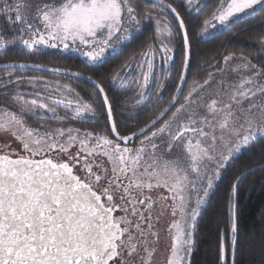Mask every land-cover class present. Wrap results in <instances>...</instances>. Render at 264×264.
<instances>
[{
  "label": "snow or ice",
  "instance_id": "obj_1",
  "mask_svg": "<svg viewBox=\"0 0 264 264\" xmlns=\"http://www.w3.org/2000/svg\"><path fill=\"white\" fill-rule=\"evenodd\" d=\"M144 4L0 0V264H193L221 185L216 264L256 242L240 193L264 174V0ZM50 49L91 74H17Z\"/></svg>",
  "mask_w": 264,
  "mask_h": 264
},
{
  "label": "trees",
  "instance_id": "obj_2",
  "mask_svg": "<svg viewBox=\"0 0 264 264\" xmlns=\"http://www.w3.org/2000/svg\"><path fill=\"white\" fill-rule=\"evenodd\" d=\"M210 6L213 0H209ZM144 6H152L151 2L145 0ZM240 25H234L230 32L236 30ZM255 32V30H250ZM228 34H221L213 41H210L206 48L207 58H211L216 49L227 41ZM251 43L250 32H240L234 37L233 44L229 47H235L237 50L249 52L252 49L248 47ZM14 58V57H10ZM20 62L40 63L47 66L70 69L74 71H84L86 75L91 73L83 68L81 58L73 53L55 52L49 50V54L39 57L24 56L16 58ZM113 67L118 63L115 60L110 61ZM110 72L111 69H108ZM24 73L26 76H43L48 79H60L64 82H72V77L67 75H59L52 72H47L38 69H20L17 74ZM27 82V81H25ZM80 84L84 88H90L91 85L81 80ZM167 95V94H166ZM144 119V117H141ZM91 127L92 125H86ZM251 185V187H250ZM226 214V201L223 197V185L217 190L213 197L206 213L199 220V236L197 237L199 247L193 256V264H216L218 251V235L217 230L223 227L222 217ZM240 224L241 232L251 234L256 237V242L252 245V249H245L241 252V264H261V249L259 245V238L261 233H264V174L256 173L249 176L242 187L240 193Z\"/></svg>",
  "mask_w": 264,
  "mask_h": 264
},
{
  "label": "water",
  "instance_id": "obj_3",
  "mask_svg": "<svg viewBox=\"0 0 264 264\" xmlns=\"http://www.w3.org/2000/svg\"><path fill=\"white\" fill-rule=\"evenodd\" d=\"M148 1H150L151 2V0H148ZM20 62V61H19ZM46 66V69H38V70H43V71H47V72H51L50 71V69H52V68H59V67H53V66H47V65H45ZM61 69H65V68H61ZM68 70H70V69H68ZM71 72H75L74 70H70ZM53 73V72H52Z\"/></svg>",
  "mask_w": 264,
  "mask_h": 264
},
{
  "label": "rangeland",
  "instance_id": "obj_4",
  "mask_svg": "<svg viewBox=\"0 0 264 264\" xmlns=\"http://www.w3.org/2000/svg\"><path fill=\"white\" fill-rule=\"evenodd\" d=\"M50 50L51 51H55V52H60L59 50H56V49H50ZM73 54H75V55H77L79 57V55L77 53H73ZM25 83H27V82H25ZM117 215H119V213H117Z\"/></svg>",
  "mask_w": 264,
  "mask_h": 264
}]
</instances>
